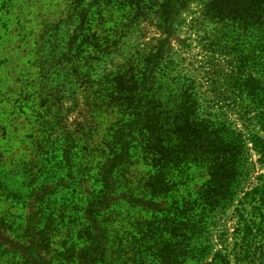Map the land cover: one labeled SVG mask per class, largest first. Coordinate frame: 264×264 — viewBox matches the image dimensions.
Wrapping results in <instances>:
<instances>
[{"label":"rangeland","instance_id":"374dc122","mask_svg":"<svg viewBox=\"0 0 264 264\" xmlns=\"http://www.w3.org/2000/svg\"><path fill=\"white\" fill-rule=\"evenodd\" d=\"M90 4L91 0L84 2L87 12L92 10L85 28L95 35L96 41L91 40L95 47H83L82 58L75 64L67 58L60 60L62 53L75 49L79 34V18L72 16L74 0H0V90L7 94L3 105L7 112L18 114L17 124L29 128L22 137L4 135L0 128V264H78L77 250L87 243L78 233L83 209L98 193L99 166L109 155L107 145L122 117L113 99L112 78L124 71L137 78L145 60L165 37L158 20H153L147 10L121 8L125 5L122 0H102L100 9ZM111 16L118 26L111 23ZM248 42L232 22L205 18L203 1L196 0L177 18L156 78L168 93L195 94L198 116L211 121L227 120L231 124L217 125L237 129L250 142L253 135L264 138V122L235 84L239 76L237 53L248 52ZM38 50L41 58H46L42 63L48 66L43 75L36 61ZM257 63L254 72L264 81L263 65ZM44 82L53 90L44 87ZM33 83L38 89L42 83L44 88L35 107H28L23 115L19 101L34 92ZM0 120H4L1 114ZM249 148L253 177L247 187L257 183L264 169L252 143ZM189 173L193 178L179 186L177 206L187 194L197 193L205 178L194 166ZM183 175L176 173V181L182 182ZM33 207L39 211L40 241L27 233ZM132 214L124 230L135 234L137 221L150 217ZM231 217L232 211L227 218L221 216L230 235L237 222ZM220 231L219 227L213 234L214 246L222 240L231 249L234 237L227 238ZM11 243L29 246L27 255L3 252ZM108 257V262H115L111 252ZM144 264L156 263L149 258Z\"/></svg>","mask_w":264,"mask_h":264},{"label":"trees","instance_id":"16d2710c","mask_svg":"<svg viewBox=\"0 0 264 264\" xmlns=\"http://www.w3.org/2000/svg\"><path fill=\"white\" fill-rule=\"evenodd\" d=\"M74 1L72 16L79 18V34L74 33L77 36L75 49L60 57V60L69 59L70 63L82 58L83 47H95L91 40L96 41L95 35L85 28L92 10L87 12L86 0ZM101 1L91 0V8L100 9ZM122 1L125 5L121 8L147 10L148 15H153L165 37L145 60L144 69L137 78L127 71L118 72L112 78L113 99L122 117L115 124L112 141L107 145L109 155L99 166L98 193L83 209L78 233L87 243L77 250V263L144 264L151 258L156 264H264V169L256 178L257 183L247 187L253 177L249 143L264 167V138L253 135L249 142L237 129L217 125L231 124L227 120L201 118L197 114L195 94L168 93L167 88L157 82L156 72L174 35L177 18L196 0ZM202 1L205 18L232 22L248 37V52L237 53L239 76L235 84L251 102L257 118L264 122V81L254 72L260 62L264 73V0ZM113 17L111 23L118 26ZM41 57L38 50L36 61L40 66L39 74L43 75L48 66L42 63L46 58ZM83 75L88 77V74ZM81 81L86 83V80ZM32 86L34 92L19 101L23 115L28 107H35L44 87L53 90L45 82L39 89L36 83ZM11 100L9 97L8 101ZM6 101L7 94L0 90V114L4 119L0 120V128L4 135L22 137L29 128L17 124L19 117L15 119V116L18 114L7 112L3 105ZM192 166L205 178L201 179L199 191L187 194L177 206L179 186L191 182ZM178 172L183 176L187 173L182 182L176 181ZM230 211L231 219H237L231 235L226 220H221V216L227 218ZM132 212L150 217L134 224L139 226L135 234L124 230ZM39 217V211L33 207L27 233L37 241H40ZM219 227L225 237H234L231 249L222 240L214 246L212 237ZM27 249L29 246L24 244L11 243L3 252L25 257ZM110 252L116 263L108 262ZM127 255L135 257L134 260Z\"/></svg>","mask_w":264,"mask_h":264}]
</instances>
